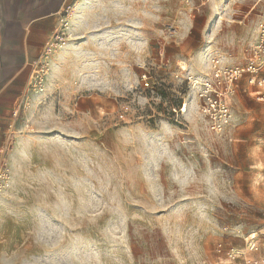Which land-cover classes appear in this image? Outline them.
Here are the masks:
<instances>
[{
  "label": "rangeland",
  "instance_id": "rangeland-1",
  "mask_svg": "<svg viewBox=\"0 0 264 264\" xmlns=\"http://www.w3.org/2000/svg\"><path fill=\"white\" fill-rule=\"evenodd\" d=\"M263 20L264 0H77L7 148L0 264L264 257V102L241 80L217 135L197 100Z\"/></svg>",
  "mask_w": 264,
  "mask_h": 264
},
{
  "label": "crops",
  "instance_id": "crops-1",
  "mask_svg": "<svg viewBox=\"0 0 264 264\" xmlns=\"http://www.w3.org/2000/svg\"><path fill=\"white\" fill-rule=\"evenodd\" d=\"M76 2L0 0V159L7 160V148L18 126L19 112L29 96L33 72L59 32L62 17ZM248 78L246 74L239 82L245 79L248 84L243 87L244 91L251 93L257 86L249 83Z\"/></svg>",
  "mask_w": 264,
  "mask_h": 264
},
{
  "label": "built area",
  "instance_id": "built-area-1",
  "mask_svg": "<svg viewBox=\"0 0 264 264\" xmlns=\"http://www.w3.org/2000/svg\"><path fill=\"white\" fill-rule=\"evenodd\" d=\"M211 73L212 77L205 80L198 90V107L206 119L209 130L221 135L230 127L232 119L226 98L234 92L244 75H249L248 82L257 86L254 91L256 98L264 102V20L258 24L255 44L245 62L241 65H225L215 61ZM7 179L4 159H0V190L7 184ZM235 264H264V257Z\"/></svg>",
  "mask_w": 264,
  "mask_h": 264
},
{
  "label": "bare ground",
  "instance_id": "bare-ground-1",
  "mask_svg": "<svg viewBox=\"0 0 264 264\" xmlns=\"http://www.w3.org/2000/svg\"><path fill=\"white\" fill-rule=\"evenodd\" d=\"M217 17H219L218 19L221 20V17H222V16L218 14Z\"/></svg>",
  "mask_w": 264,
  "mask_h": 264
}]
</instances>
